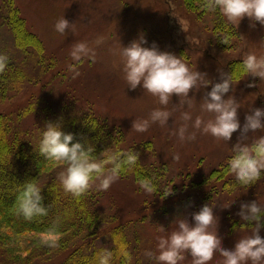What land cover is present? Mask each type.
<instances>
[{"label":"rangeland","instance_id":"obj_1","mask_svg":"<svg viewBox=\"0 0 264 264\" xmlns=\"http://www.w3.org/2000/svg\"><path fill=\"white\" fill-rule=\"evenodd\" d=\"M15 1L29 31L42 41L44 55L39 57L34 50L23 54L15 47L12 33L2 22L0 0V57L12 59L18 67L27 66L25 82L0 103V118L8 117L11 121L12 128L6 133L19 134L21 143L37 145L46 123H56L72 115L93 114L123 135L125 154L137 151L144 165L164 166L170 183L174 180L169 191L176 193L170 199L148 191L133 176H118L106 191L98 189V181L93 183L90 188L101 223L96 236L85 241L89 253L111 252L116 246L114 235L121 228L119 235L125 238L121 253L126 254L122 262L127 264L130 258V264H157L158 237L175 231L179 220H191V214L205 204L215 210L217 222L210 230L219 232L223 247L232 249L239 238L251 234L250 226L244 225L237 213L242 203L253 200L264 206V175L246 189L233 182L235 177L229 173L223 178H211L210 184L215 189L199 186L212 177L213 171L228 166L240 133H234L228 142L192 127L197 116L203 120L214 118L213 114L201 111V97L206 94L202 87L192 90L191 108L187 102H181L182 98H170L167 110L171 118L166 126L152 124L145 132L132 129L134 120L147 119L151 111L165 106L140 87L128 88L121 53L122 47L145 33L147 46L156 42L162 51L182 56L192 71L207 73L206 78L213 83L219 82L221 73H237L240 79L229 95L240 105L239 119L243 126L245 116L252 109H264V79L244 73L242 65L250 53L264 58V26L251 27L247 17L234 24L222 16L238 35L233 37V46L224 49L214 33V28L222 22H214L217 17L211 14L203 16L202 10L191 12L183 0ZM62 18L71 24L60 33L55 25ZM80 43L86 45L88 54L77 60L71 53ZM249 83H255L256 87L249 88ZM210 90L209 87L207 91ZM185 112L191 115L190 121L183 120ZM185 124L188 133H195V140L179 139L178 129ZM260 136H264V130L248 133L241 137V144L251 146ZM9 142V137L4 135L3 144ZM65 171L60 166L54 176L59 180ZM227 179L233 182L232 191L223 190L222 183H227ZM260 235L264 237V230ZM73 248L58 251L37 264H62L78 249ZM149 252L151 256L147 255ZM184 256L181 264H192L190 254ZM223 259L215 253L209 264H223Z\"/></svg>","mask_w":264,"mask_h":264},{"label":"clouds","instance_id":"obj_2","mask_svg":"<svg viewBox=\"0 0 264 264\" xmlns=\"http://www.w3.org/2000/svg\"><path fill=\"white\" fill-rule=\"evenodd\" d=\"M204 7L209 11H218L234 24H240L247 17L251 27L256 24L264 26V0H206ZM70 24L67 19L62 18L55 27L58 32L63 33ZM221 43L226 44L228 41L222 40ZM148 44L146 34L140 33L137 39L122 47L124 78L129 89L140 87L158 98L159 103L165 107L154 109L147 119L134 120L132 129L145 132L152 124L166 126L171 118V112L167 110L170 98H182L181 102H187L191 108L192 90L202 87L206 89V94L201 97V111L213 114L214 118L203 120L197 116L192 127L228 142L232 140L234 133L239 132L237 143L232 147L234 155L228 160L226 171L234 175L241 187H250L257 182L264 175V136H260L251 146L241 144V137L264 130V109H252L245 116L243 126L241 125L240 105L229 95L240 76L235 72L221 73L219 82L213 83L206 78L207 73L192 71L182 56L162 51L156 42H152L151 46H147ZM82 54L87 55L88 50L85 44L80 43L74 47L71 55L79 60ZM242 65L244 73L253 78L264 79V58L250 53L246 55ZM247 86L254 88L256 84L249 83ZM209 87L211 90L207 91ZM191 119L188 112L183 113L184 121ZM177 135L181 141L196 138L195 133H188L187 124L178 129ZM74 140L75 135L65 132L60 123L48 122L43 128L39 152L45 159L67 166L59 180L65 192L77 197L97 181L99 190H108L119 176L122 163L131 165L137 160L135 154L129 153L122 162L119 154L98 161L91 148H85L80 142L74 143ZM109 163L113 166L105 167ZM145 187L148 191L152 190L147 185ZM43 201L42 191L37 184L27 182L17 195L15 204L20 214L31 219L33 216L47 214ZM237 215L245 222L244 225L250 226L251 234L239 238L232 249L223 247L219 232L210 230L217 222V216L214 208L205 204L199 211L191 214V220H179L175 231L158 237L159 254L155 257L157 264H181L185 259L184 253L190 254L192 264H209L215 253L224 258L223 264H264V237L260 235L264 230V206L256 200L242 203ZM147 255L151 256L152 253ZM110 260L111 253L101 254L99 264H110Z\"/></svg>","mask_w":264,"mask_h":264},{"label":"trees","instance_id":"obj_3","mask_svg":"<svg viewBox=\"0 0 264 264\" xmlns=\"http://www.w3.org/2000/svg\"><path fill=\"white\" fill-rule=\"evenodd\" d=\"M1 2L4 12L2 22L12 33L15 47L23 54L34 50L37 56L42 57L44 55L43 43L36 34L29 31L25 19L16 6V1L1 0ZM183 2L191 12L196 13L202 10L203 16L211 14L217 17L214 22H222L214 28L219 45L224 49L233 46V37L238 36L235 29L227 24L218 11H209L204 7L206 0H183ZM222 40H227L228 43L222 44ZM43 58L40 59L44 63ZM6 59L5 56L0 57V103L8 100L18 86L27 79L24 72L27 66L24 65V67L22 64L18 67L13 64L12 59L8 58L7 61ZM232 66L234 63L231 64V68ZM237 66L239 68L241 64ZM10 122L8 117L0 118V141H2V144L0 143V203L9 202L6 207L0 208V264H37L39 261L49 259L58 251L69 250L73 247V249H78L62 264H97L104 251L89 253L85 249L87 244L85 241L96 236L101 223V216L95 207L96 198L91 188L89 187L78 197L65 192L54 175L57 168L62 166L66 169L67 166L61 162L59 164L56 161L47 160L40 155L39 143L42 134L38 138L37 145L21 143L19 134L11 136L6 133L11 127ZM56 123H60L65 132L75 135L74 143L80 142L85 148H91L93 156L98 161L119 154V160L122 162L127 154H135L136 162L131 165L122 163L119 176L123 178L133 176L136 182L144 187L145 185L151 187L152 192L161 195L164 199L172 198L176 193L169 191L174 180L170 183L168 170L164 166L157 168L144 165L143 159L135 150H130L125 154L122 148L123 135L117 133L118 131L105 121L93 114H84L59 119ZM12 124L14 126V122ZM4 135L10 139V142L5 145L3 144ZM112 166V163L105 165L107 168ZM226 169L227 166L219 171H213L210 174L212 177L206 178L199 186L215 189L216 187L211 185L213 183L210 184L211 178H223L228 174ZM229 179L227 183H222L224 191L233 190V182L236 180L232 182L228 181ZM27 182H34L41 189L44 197L43 203L47 208L46 215L26 219L19 213L15 201ZM238 186L241 187L239 184ZM178 195L181 197L180 194ZM120 231L121 228H117L116 235H114L116 246L108 252L111 253L110 264H122V260L126 258V254L121 253L124 251L123 240L125 238L122 234L119 235ZM45 236L52 239L48 240L44 238ZM117 257H120V260ZM128 261L127 264H130V258Z\"/></svg>","mask_w":264,"mask_h":264},{"label":"bare ground","instance_id":"obj_4","mask_svg":"<svg viewBox=\"0 0 264 264\" xmlns=\"http://www.w3.org/2000/svg\"><path fill=\"white\" fill-rule=\"evenodd\" d=\"M8 203H9L8 201L7 202H4V203H0V208L6 207Z\"/></svg>","mask_w":264,"mask_h":264}]
</instances>
